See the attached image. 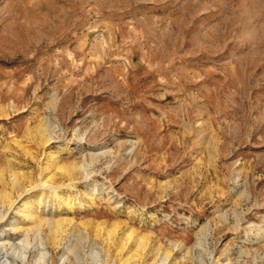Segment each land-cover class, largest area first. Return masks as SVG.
Listing matches in <instances>:
<instances>
[{"label":"rangeland","instance_id":"rangeland-1","mask_svg":"<svg viewBox=\"0 0 264 264\" xmlns=\"http://www.w3.org/2000/svg\"><path fill=\"white\" fill-rule=\"evenodd\" d=\"M0 264H264V0H0Z\"/></svg>","mask_w":264,"mask_h":264},{"label":"bare ground","instance_id":"bare-ground-1","mask_svg":"<svg viewBox=\"0 0 264 264\" xmlns=\"http://www.w3.org/2000/svg\"><path fill=\"white\" fill-rule=\"evenodd\" d=\"M13 184H14V186H20V184H21V182H20V180H19V178L17 177V174H15V178H14V180H13ZM10 196H9V193L6 191V190H4L2 193H1V198L2 199H4V200H6V199H8ZM3 200V201H4ZM33 212V211H32ZM31 211L29 212V216H33V213H32ZM25 243V242H24ZM129 262V261H128Z\"/></svg>","mask_w":264,"mask_h":264}]
</instances>
